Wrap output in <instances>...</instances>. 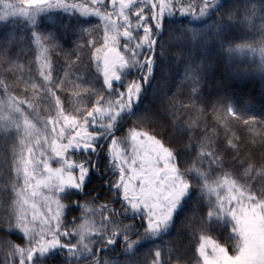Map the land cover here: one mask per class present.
<instances>
[{"label": "snow or ice", "instance_id": "1", "mask_svg": "<svg viewBox=\"0 0 264 264\" xmlns=\"http://www.w3.org/2000/svg\"><path fill=\"white\" fill-rule=\"evenodd\" d=\"M0 27V66L32 93L0 79V231L21 241L0 237V264H264V154L227 139L235 123L264 144V113L218 98L209 130L204 96L211 46L264 78V0H0Z\"/></svg>", "mask_w": 264, "mask_h": 264}, {"label": "trees", "instance_id": "2", "mask_svg": "<svg viewBox=\"0 0 264 264\" xmlns=\"http://www.w3.org/2000/svg\"><path fill=\"white\" fill-rule=\"evenodd\" d=\"M10 2H16V0H10ZM71 2V0H69ZM242 2V0H228V3H237ZM230 14V13H229ZM220 15H225L224 12H221ZM227 18V16H225ZM46 24L50 23L45 21ZM11 27V25H9ZM2 27H0V31H2ZM235 43H241L243 40L241 39V35L239 32L235 34ZM253 37H245V39H252ZM255 39H259V37H255ZM76 37H73L72 40L66 45L68 50L75 49ZM173 55H176L180 52L179 48L171 49ZM75 55L72 56V59L75 60ZM33 59V55L29 54L26 58L21 59V63H24L25 60ZM67 59V56L64 53H60L58 50L56 54L53 56V60L56 63L57 71L54 75H60L61 78L63 70L66 69V65H64V61ZM209 59L211 61L210 67L207 71V82L204 88V96L207 100L206 107V123L209 126V130L211 127L215 125V120L211 115L213 112V105L216 103L218 98L227 97L231 102L235 103L238 107L246 110L249 113H254L259 116L261 113H264V78L260 76L259 73L254 71L248 63H242L239 60H233L229 62L226 57L218 54V49L215 46H211L209 49ZM7 65L0 66V79H4L10 86V91L21 99H28L31 101L32 93L30 85L26 84L27 76L24 77L23 80L20 78L19 73L8 74L5 69ZM182 75V72L180 73ZM178 81V77H177ZM164 82L161 81V84ZM28 89L26 92L25 89ZM171 92H175V87L171 88ZM63 99V96H62ZM178 101L186 100V94L177 98ZM47 105H44L43 108L47 109ZM195 119V115L191 111H186L183 115V121L187 122L189 118ZM159 122L167 123L162 117L158 118ZM205 126L204 123H201V129ZM145 130H149L155 134L157 128L155 124L151 127L147 124L141 125ZM231 131L227 134V139L232 138V134L235 133L236 137L239 138L238 147L241 150L243 155H251L253 158L259 157L261 154H264V144L261 143L260 137L258 135H251L249 129L244 125L240 124L237 126L235 123L230 125ZM173 129L168 128V132H172ZM259 131V129H257ZM199 134V133H198ZM220 139L225 140V133L223 129L220 130ZM226 142V141H225ZM186 143V140H185ZM10 147L11 142H9L8 147H4L2 143H0V152L5 155H10ZM73 158L77 161L83 159L84 157L80 155L79 152L73 154ZM54 167H58V165L54 164ZM0 173H3V176L0 177V180H6L7 176L10 175V171L0 166ZM253 178L257 182L258 186L260 183H264V180L261 179L258 175L253 173ZM107 177L105 176L103 179L98 180L96 177H93L92 184L89 185L92 187H99L101 184L106 182ZM7 194L5 193V196ZM92 196L96 195V192L91 193ZM83 197H74L73 199H80L81 203H83ZM104 197H101L100 200L97 201V204L104 203ZM64 203H69L68 200H65ZM72 215L79 216L80 212H73ZM5 217L6 213L0 212V226L5 225ZM71 220V216L68 217ZM179 228V225L177 226ZM0 237H6L8 239L14 240L17 243H20V239L18 238L17 233H13L11 235H7L5 232L0 231ZM214 238L215 235H214ZM166 240L172 241V245L174 248L178 247H191V241L187 233H182L179 238L176 237V234L173 233L172 236L166 237ZM221 243H225L224 240H220ZM153 258L152 254L148 253L147 248L142 249L138 252L135 259L139 261V264H151V260ZM60 257H56L53 261V264H59ZM121 259H125V257H121ZM132 259V258H128ZM173 264H176V261L173 260Z\"/></svg>", "mask_w": 264, "mask_h": 264}, {"label": "flooded vegetation", "instance_id": "3", "mask_svg": "<svg viewBox=\"0 0 264 264\" xmlns=\"http://www.w3.org/2000/svg\"><path fill=\"white\" fill-rule=\"evenodd\" d=\"M98 180H101V179H98Z\"/></svg>", "mask_w": 264, "mask_h": 264}]
</instances>
